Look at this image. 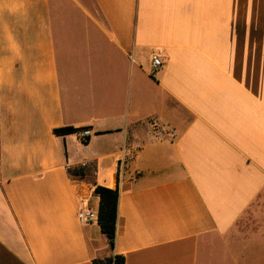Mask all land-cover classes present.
<instances>
[{
    "label": "crops",
    "instance_id": "obj_1",
    "mask_svg": "<svg viewBox=\"0 0 264 264\" xmlns=\"http://www.w3.org/2000/svg\"><path fill=\"white\" fill-rule=\"evenodd\" d=\"M113 254L264 264V0H0V264Z\"/></svg>",
    "mask_w": 264,
    "mask_h": 264
},
{
    "label": "trees",
    "instance_id": "obj_2",
    "mask_svg": "<svg viewBox=\"0 0 264 264\" xmlns=\"http://www.w3.org/2000/svg\"><path fill=\"white\" fill-rule=\"evenodd\" d=\"M79 130L74 128L56 129L55 134L58 136L77 133ZM69 173L75 178H83L85 170L83 168H76L69 170ZM95 195L100 199L98 210V224L102 233L106 236L111 251H114L117 238V222L119 216V189H109L102 186H97ZM125 258L120 255H111L106 258H97L92 264H124Z\"/></svg>",
    "mask_w": 264,
    "mask_h": 264
},
{
    "label": "built area",
    "instance_id": "obj_3",
    "mask_svg": "<svg viewBox=\"0 0 264 264\" xmlns=\"http://www.w3.org/2000/svg\"><path fill=\"white\" fill-rule=\"evenodd\" d=\"M163 59L161 52H156L152 55V65L151 70L152 74H156L163 67ZM92 136V132L90 130H81L78 132V137L86 142ZM79 220L83 224H90L98 221V214L87 207L81 208L79 212Z\"/></svg>",
    "mask_w": 264,
    "mask_h": 264
}]
</instances>
